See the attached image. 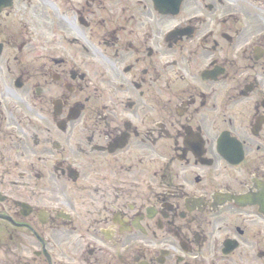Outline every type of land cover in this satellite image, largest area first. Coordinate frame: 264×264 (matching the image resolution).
I'll return each instance as SVG.
<instances>
[{"label":"flooded vegetation","instance_id":"obj_1","mask_svg":"<svg viewBox=\"0 0 264 264\" xmlns=\"http://www.w3.org/2000/svg\"><path fill=\"white\" fill-rule=\"evenodd\" d=\"M0 264H264V0H0Z\"/></svg>","mask_w":264,"mask_h":264}]
</instances>
